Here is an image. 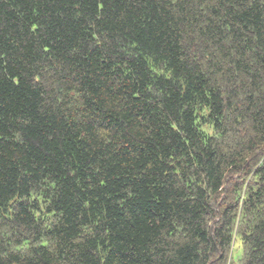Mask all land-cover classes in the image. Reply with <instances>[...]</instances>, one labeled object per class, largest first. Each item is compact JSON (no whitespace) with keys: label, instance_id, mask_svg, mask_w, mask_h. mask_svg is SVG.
I'll use <instances>...</instances> for the list:
<instances>
[{"label":"trees","instance_id":"obj_1","mask_svg":"<svg viewBox=\"0 0 264 264\" xmlns=\"http://www.w3.org/2000/svg\"><path fill=\"white\" fill-rule=\"evenodd\" d=\"M0 264H264V0H0Z\"/></svg>","mask_w":264,"mask_h":264},{"label":"rangeland","instance_id":"obj_2","mask_svg":"<svg viewBox=\"0 0 264 264\" xmlns=\"http://www.w3.org/2000/svg\"><path fill=\"white\" fill-rule=\"evenodd\" d=\"M232 253H233L232 255H233L234 261L236 262L242 254V245H241L240 240L236 241L235 245L233 246Z\"/></svg>","mask_w":264,"mask_h":264}]
</instances>
